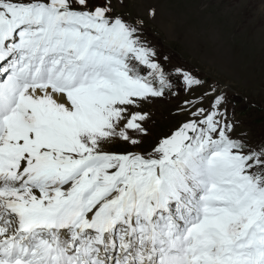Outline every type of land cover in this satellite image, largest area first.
Returning <instances> with one entry per match:
<instances>
[{"label": "snow or ice", "instance_id": "6c2138e0", "mask_svg": "<svg viewBox=\"0 0 264 264\" xmlns=\"http://www.w3.org/2000/svg\"><path fill=\"white\" fill-rule=\"evenodd\" d=\"M136 2L0 0V264H264V138Z\"/></svg>", "mask_w": 264, "mask_h": 264}, {"label": "rangeland", "instance_id": "374dc122", "mask_svg": "<svg viewBox=\"0 0 264 264\" xmlns=\"http://www.w3.org/2000/svg\"><path fill=\"white\" fill-rule=\"evenodd\" d=\"M150 6L156 8L154 19L146 15ZM126 11L144 18L145 38L166 69L183 67L202 79L207 75L206 84L216 86L214 77L229 84L235 91L227 94L236 92L254 104L244 121L250 134L264 131V119L256 122L258 115L264 116V0H137ZM182 98L183 92L180 99L157 100L148 106L155 122L153 128L151 122L148 125L153 136L164 129L159 128L162 122L172 118L171 127L176 124L171 112ZM229 111L236 115L234 106Z\"/></svg>", "mask_w": 264, "mask_h": 264}, {"label": "trees", "instance_id": "16d2710c", "mask_svg": "<svg viewBox=\"0 0 264 264\" xmlns=\"http://www.w3.org/2000/svg\"><path fill=\"white\" fill-rule=\"evenodd\" d=\"M171 119H172V118H171ZM171 119H170V120H171ZM263 119H264V116H263V115H258V116L256 117V121H257V122H258V121L261 122V121H263ZM170 120H169V122H168V121H165V122H162L161 124H159V128H160V127H166V126H169V125L171 124ZM157 122L160 123V120H158ZM159 128H156L155 131L157 132V130H158Z\"/></svg>", "mask_w": 264, "mask_h": 264}]
</instances>
